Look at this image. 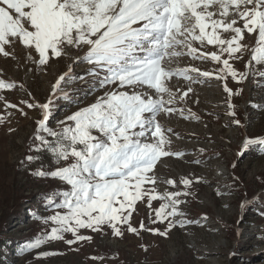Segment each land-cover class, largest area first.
I'll list each match as a JSON object with an SVG mask.
<instances>
[{
  "label": "snow or ice",
  "instance_id": "6c2138e0",
  "mask_svg": "<svg viewBox=\"0 0 264 264\" xmlns=\"http://www.w3.org/2000/svg\"><path fill=\"white\" fill-rule=\"evenodd\" d=\"M249 39H254V45L246 42ZM209 46L213 50H206ZM18 47L24 52L25 63L34 64L37 71L54 58L73 61L52 85L45 103L22 99L16 105L0 94L5 110L15 109L25 118V107L40 113L27 146L30 154L19 162L20 167L27 168L47 154L57 167L46 171L42 164L29 174L67 186L41 195L43 211L53 214L42 216L37 210L32 216L50 224V230L25 242L20 253L51 242L63 241L69 246L90 243L92 237L81 230L102 233L107 227L114 237H122L126 226L128 233L149 231L167 239L176 227L199 224L187 219L180 207L185 203L180 198L190 194L192 180L180 178L184 190L158 191L160 183L177 187L173 179L157 175L158 163L164 157L185 155L171 150L173 130L165 128L158 117L179 111L185 120H199L190 109V115H185L174 105L185 102L194 92L192 85L213 78L224 83L227 115L233 117L229 77L237 85L251 78L257 88H264V0H0V57L16 60ZM84 49L83 56L72 51ZM246 54L245 71L240 72L233 62L243 60ZM184 56L202 63L211 61L218 67L214 71L169 67ZM81 64L90 67L76 75L73 66ZM173 78L188 84L179 95V88L173 91L168 86ZM77 80H85L88 87L82 97L72 99L64 89ZM19 87L24 90L23 85ZM16 88V83L0 78V93ZM101 89L105 91L94 103L57 121L56 128L50 126L57 101L78 105ZM27 95L34 101L30 92ZM250 107L264 111L259 104ZM4 122L5 117L0 116V124ZM232 123L240 125L238 119ZM248 150L264 154V137L246 138L239 154ZM61 162L65 166H59ZM141 201L151 210V224L167 222L163 231L149 228L144 221L139 228L132 225ZM154 201L160 202L159 207L153 208ZM247 206L248 201L241 203V208ZM65 234L72 238L66 239ZM57 254L42 252L37 258Z\"/></svg>",
  "mask_w": 264,
  "mask_h": 264
},
{
  "label": "rangeland",
  "instance_id": "374dc122",
  "mask_svg": "<svg viewBox=\"0 0 264 264\" xmlns=\"http://www.w3.org/2000/svg\"><path fill=\"white\" fill-rule=\"evenodd\" d=\"M246 42L254 45V39ZM206 50L213 49L209 46ZM72 51L76 56H83L86 49ZM16 56V60L0 57V78L17 84L16 89L0 94L7 102L16 105L22 99L47 102L52 85L73 62L71 59L54 58L48 66L37 71L34 64L25 63L24 52L19 47ZM247 59L246 54L243 60L234 61V67L240 72L245 71ZM189 66L209 71L218 67L211 61L202 63L188 56L169 67ZM89 67L87 64L74 65L73 72L83 75ZM29 68L32 71H28ZM20 85L24 90L20 89ZM168 86L173 91L179 88V95L188 84L173 78ZM228 86L234 93L231 102L235 117L227 115L229 109L227 93L223 91L224 83L214 78L202 85H192L194 92L185 98V102L174 105L183 109L185 115H190V109L199 120H185L179 111L170 117L163 114L158 117L165 128L173 130L170 134L171 150L185 153L179 159L164 157L158 163L157 175L177 183L175 189L160 183L158 191L184 190L180 178L192 180L188 189L190 194L180 198L185 201L180 207L187 219L199 221V224L188 225L185 229L176 227L167 239L149 231H141L139 235L128 233L126 226L122 229V237H114L107 227L102 233L81 230L82 234L92 237L90 243L85 241L69 246L63 241L51 242L24 253H20V248L25 242L47 233L51 227L34 220L32 216L37 210L42 216L53 214L43 211L41 195L67 186L57 180L34 178L29 174L42 164L46 171L57 167L47 154L27 168L19 165L30 154L27 146L36 127L35 121L40 118L39 110L25 107L28 113V118H25L15 109L5 110L4 102H0V116L5 117V122L0 124V264H264V154L258 150L239 154L246 138L264 137V111L250 107L251 104L264 106V88H257L251 78L237 85L229 77ZM87 87L85 80H77L64 90L75 99L76 95L82 97ZM237 89L241 90L239 95L235 94ZM104 91L101 89L89 95L78 105L57 101L50 126L56 128L57 121L65 120L79 108L94 103ZM29 92L34 101L27 95ZM234 119H238L242 126L233 124ZM59 166H65V162ZM217 192L223 195L218 196ZM243 201H248L245 208H241ZM159 203L154 201L153 208L159 207ZM137 209L131 220L134 227L139 228L140 222L144 221L149 228L164 230L167 222H149L151 210L145 202H138ZM204 217L207 219H202ZM65 238L71 239V234H65ZM42 252L58 254L38 259V254Z\"/></svg>",
  "mask_w": 264,
  "mask_h": 264
}]
</instances>
